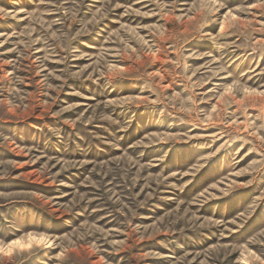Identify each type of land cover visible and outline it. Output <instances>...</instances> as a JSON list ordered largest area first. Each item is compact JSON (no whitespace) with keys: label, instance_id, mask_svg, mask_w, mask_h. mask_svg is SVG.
I'll use <instances>...</instances> for the list:
<instances>
[{"label":"rangeland","instance_id":"obj_1","mask_svg":"<svg viewBox=\"0 0 264 264\" xmlns=\"http://www.w3.org/2000/svg\"><path fill=\"white\" fill-rule=\"evenodd\" d=\"M0 264H264V0H0Z\"/></svg>","mask_w":264,"mask_h":264}]
</instances>
